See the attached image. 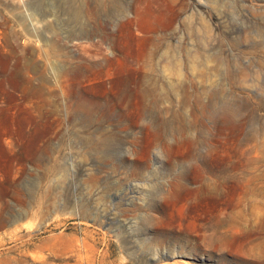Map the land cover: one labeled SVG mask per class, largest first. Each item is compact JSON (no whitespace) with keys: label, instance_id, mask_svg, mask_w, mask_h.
<instances>
[{"label":"rangeland","instance_id":"rangeland-1","mask_svg":"<svg viewBox=\"0 0 264 264\" xmlns=\"http://www.w3.org/2000/svg\"><path fill=\"white\" fill-rule=\"evenodd\" d=\"M96 1L0 0V264H264V0Z\"/></svg>","mask_w":264,"mask_h":264},{"label":"bare ground","instance_id":"bare-ground-1","mask_svg":"<svg viewBox=\"0 0 264 264\" xmlns=\"http://www.w3.org/2000/svg\"><path fill=\"white\" fill-rule=\"evenodd\" d=\"M140 0H138V2H139ZM135 2V1H134ZM95 3V2H94ZM96 3L97 4H95L96 5V7H102V6H106V5H115L116 3H117V1H115V0H98V1H96ZM136 6V5H135ZM134 6V7H135ZM134 16L135 17H133L131 20L132 21H135V20H139L140 18H139V15H138V13L135 15L134 14ZM26 56V55H25ZM28 56V55H27ZM23 58H24V60H20L19 61V64L17 65V71L19 72V73H21V74H24L26 77H27V79H28V81L29 82H32V79H33V77L30 75L31 74V71H30V69L32 68V70H33V67L35 68V66H36V64H35V61H34V57L32 58V56H29V57H24L23 56ZM38 58V57H37ZM39 59H40V57H39ZM142 60V58L140 59V61ZM37 63V62H36ZM40 63V62H39ZM140 63V62H139ZM34 74V73H33ZM22 80V79H21ZM40 88V87H39ZM41 90V89H40ZM33 91V90H32ZM155 93V92H154ZM228 107V106H227ZM222 108H225V109H227L226 108V106H223ZM228 111V110H227ZM180 137V136H179ZM184 137V136H183Z\"/></svg>","mask_w":264,"mask_h":264}]
</instances>
